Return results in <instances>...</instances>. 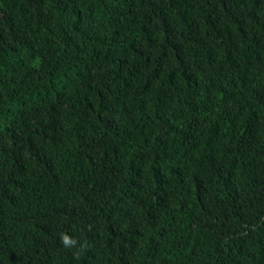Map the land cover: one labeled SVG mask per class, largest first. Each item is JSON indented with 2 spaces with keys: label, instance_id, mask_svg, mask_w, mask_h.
<instances>
[{
  "label": "trees",
  "instance_id": "trees-1",
  "mask_svg": "<svg viewBox=\"0 0 264 264\" xmlns=\"http://www.w3.org/2000/svg\"><path fill=\"white\" fill-rule=\"evenodd\" d=\"M0 264H264V0H0Z\"/></svg>",
  "mask_w": 264,
  "mask_h": 264
},
{
  "label": "clouds",
  "instance_id": "clouds-1",
  "mask_svg": "<svg viewBox=\"0 0 264 264\" xmlns=\"http://www.w3.org/2000/svg\"><path fill=\"white\" fill-rule=\"evenodd\" d=\"M62 242L65 246H68L71 243H74V241L70 240L69 237L67 235L62 236Z\"/></svg>",
  "mask_w": 264,
  "mask_h": 264
}]
</instances>
